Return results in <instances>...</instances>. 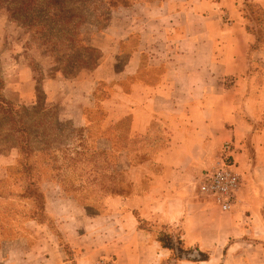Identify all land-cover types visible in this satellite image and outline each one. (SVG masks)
Masks as SVG:
<instances>
[{
	"label": "crops",
	"instance_id": "0c3cea01",
	"mask_svg": "<svg viewBox=\"0 0 264 264\" xmlns=\"http://www.w3.org/2000/svg\"><path fill=\"white\" fill-rule=\"evenodd\" d=\"M102 1L96 67L41 87L75 125L97 106L105 126L126 122L127 191L97 207L46 190L47 221L0 241V264H264V0ZM35 91L27 65L5 86L24 104ZM227 142L241 186L225 212L199 186ZM14 162L0 155V178Z\"/></svg>",
	"mask_w": 264,
	"mask_h": 264
},
{
	"label": "rangeland",
	"instance_id": "374dc122",
	"mask_svg": "<svg viewBox=\"0 0 264 264\" xmlns=\"http://www.w3.org/2000/svg\"><path fill=\"white\" fill-rule=\"evenodd\" d=\"M98 7L101 6L98 4L93 11H82L86 19L99 22V26H83L82 35L88 42L106 24L103 12L99 14L96 11ZM54 53L50 46L42 45L37 39L32 40L30 34L13 22L5 9L0 8L2 95L17 109H28L25 113L28 127L26 138L17 134L12 135L9 141L17 144L29 141L27 147L9 148L5 130L2 129L6 126V118L0 112V124L4 122L0 128V155H15L14 164L8 166L5 176L0 178V241L18 236L24 223L47 221L44 213L45 193L48 189L58 192L55 185H60L65 193L74 195L80 202L97 207L107 196L127 191L120 164V145L126 138L122 135L126 131V122L105 126L102 123L104 110L97 106L86 111L88 121L85 125H75L65 112L73 114L75 111L72 107L48 100L41 82L56 77L71 80L76 75H65L61 69L74 72L79 66L78 57L72 56V51L59 49L57 56ZM23 65L32 70L36 85L40 83L28 104L14 101L15 95L5 94L6 84ZM108 93L109 89L101 85L98 99L103 100ZM65 94L66 98L73 100L77 93L68 87ZM42 107L47 109V117L40 113ZM56 118L59 121L57 126L54 123ZM43 120L45 129L41 127ZM105 138L115 142L114 150L107 149ZM144 225L151 227L148 223ZM160 238L167 241L164 230H161ZM182 252L179 251L177 255ZM194 254L196 252L192 251L191 255Z\"/></svg>",
	"mask_w": 264,
	"mask_h": 264
},
{
	"label": "trees",
	"instance_id": "16d2710c",
	"mask_svg": "<svg viewBox=\"0 0 264 264\" xmlns=\"http://www.w3.org/2000/svg\"><path fill=\"white\" fill-rule=\"evenodd\" d=\"M98 4L101 7H98L97 13L102 14L103 12L105 16L106 9L102 0H0V8L5 9L10 19L24 28L30 34L32 40L37 39L42 45L50 46L51 52H56L54 56L59 54V49H63L64 51H72L71 55L78 57L79 66L76 71L67 72L61 69L65 75L69 76L77 75L82 69L92 70L98 64L100 59L99 50L93 47L82 35V28L85 24L99 26V22L83 17L82 11H93ZM104 20L106 21V19ZM73 51L78 52L73 53ZM87 65H91V67ZM39 85L40 83L36 86ZM38 105H40L39 101ZM0 112L6 118L4 120L6 126L2 129L5 130L8 147H27L28 140L22 141V145L9 141L12 135L17 134L26 138L28 127L25 122V113L28 112V109H17L12 102L4 98L1 79ZM41 112L45 116L48 115L45 107L41 108ZM44 120L43 125H41L43 129L46 128ZM3 123L1 122V124ZM54 123L56 126L59 123L57 118ZM166 238L167 241L161 239L162 242L170 245V239L167 235Z\"/></svg>",
	"mask_w": 264,
	"mask_h": 264
},
{
	"label": "built area",
	"instance_id": "2783aa9c",
	"mask_svg": "<svg viewBox=\"0 0 264 264\" xmlns=\"http://www.w3.org/2000/svg\"><path fill=\"white\" fill-rule=\"evenodd\" d=\"M232 145L227 142L222 146V154L216 166L203 172L200 191L211 198L222 211H230L235 205L241 186L240 174L230 161Z\"/></svg>",
	"mask_w": 264,
	"mask_h": 264
}]
</instances>
